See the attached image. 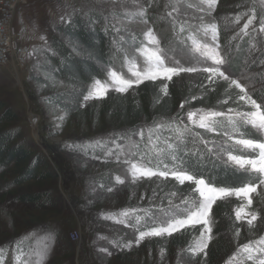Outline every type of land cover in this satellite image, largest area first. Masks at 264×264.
Returning a JSON list of instances; mask_svg holds the SVG:
<instances>
[{"label":"trees","instance_id":"16d2710c","mask_svg":"<svg viewBox=\"0 0 264 264\" xmlns=\"http://www.w3.org/2000/svg\"><path fill=\"white\" fill-rule=\"evenodd\" d=\"M136 1H141L146 7V0ZM166 1L170 8H173L177 1L180 2L178 13L181 17L177 20L173 19L178 27L181 28L182 25L184 27L180 37L172 38L167 20L162 21L153 14H147V10H144L143 18L139 16L138 11L135 16L136 21L146 20V24L156 31L160 41L165 43L169 40L168 45L173 48L183 46L188 35L200 28L203 29L204 25L216 23L218 43L227 55V69L229 68L232 73L230 78H237L243 70L254 71L251 75L253 90L250 95L264 107V33L258 36L249 33L238 39L235 36L234 22L237 15L241 17L240 21L248 18L254 9L256 19L252 24L259 30L260 21L264 19L263 0H217L211 15H209L210 10L201 11L200 9L204 8L199 6L200 3L196 0ZM159 2L152 0L148 6ZM189 4L193 7H188ZM187 8H192L194 11H188ZM200 12L204 14L199 15ZM113 25L121 31L117 32ZM125 28L105 19L95 9L73 15L67 22L51 31L47 50L41 52L42 59L36 66L38 74L32 75L30 81L45 92L43 104L54 112L55 123L59 125L56 129L53 127L49 129L41 124L42 131L48 137L62 136L65 133L68 137L66 151L93 160L96 173L91 177L100 195L98 197L103 198V202L97 204V207L107 210L103 216L109 223L137 231L138 228L143 230L142 225L148 217L145 216L144 211L132 213V209L148 210L163 218L162 209L172 208L173 212L179 213L187 207L182 203L185 197L198 198V195L190 190L195 188L194 184L185 182L184 185H180L172 178L157 177L141 180L150 185L148 189L138 190L127 196L110 195L108 192L114 185V177L119 174L126 160L122 156V148L130 144L133 160H139L141 154L149 151L148 129L154 128L157 124H168L174 118H177V123L173 127L183 128L184 124L188 123L189 110L223 111L238 120L234 113L228 112L229 108L237 111L251 109L242 101L234 102V93L238 92V89H233L232 99H228L224 91L226 84L220 81L212 85L206 79L207 75L202 72L181 74L180 77L168 82H144L131 88L128 93H108L104 99L85 102L83 97L95 80L104 81L109 70L121 65L129 54L136 52V48L144 44L142 33L127 28V31H124ZM252 41L256 43L255 50L251 48L254 45ZM164 84L168 86L166 96L161 91ZM225 99H228V103H221ZM180 119L183 120V124L179 123ZM218 119L223 121V126L217 131L208 132L193 126V131L185 134L186 143L181 146L179 155L187 160L188 171L217 187H241L244 183L258 184L259 180L254 174L243 173L225 160L227 152L222 149L233 143L228 136L232 135L234 139L240 136L232 132V127L225 118ZM20 122L21 118L17 112L7 103L0 101V198L5 202L13 197L14 203L33 212L29 216L30 220L25 224L14 225L11 222H2L3 229L9 230L11 238L6 240V235L0 236V248L5 249L4 256L7 255L11 259L17 255L18 244L22 245L26 253L29 252L33 244L31 230L37 231L36 229L43 227L37 225L54 217L51 209L57 201L54 197L60 176L59 171L56 170L60 169V165L55 156H51L52 162H50L48 157L26 139ZM141 131L144 132L143 138L140 135ZM242 131L248 133L245 138L264 139L259 137L250 125L242 127ZM197 133L199 136H196ZM163 136H172L175 141L173 133L167 130L162 133ZM97 141L102 146H98ZM157 147L165 146L163 143H158ZM190 153L196 154L190 155ZM233 154L247 155L239 151H234ZM167 162L171 165L170 160ZM24 185H29L28 191L13 194L14 189ZM172 193L176 195L173 196ZM142 199H148V204H140ZM169 201L172 202L171 205ZM232 208L233 206H227L223 202H218L214 206L212 210L215 225L214 239L206 257L203 258L204 264H226L232 253L240 246L258 239L256 232L245 233V228L239 226ZM124 211H129L136 217H143L141 225H137L136 220L117 223L116 220L120 219ZM237 229H239L238 236ZM109 230L114 235L108 236L107 242L116 247L122 246L123 238H118V235L121 236V231ZM196 236L197 232L193 228L182 230L169 237L164 247H152L146 259H150L149 255H156L165 247L169 251L188 253ZM53 238L56 240V245L60 244L67 250L74 247L61 232L55 233ZM68 255L67 252L65 256H58L57 261H49L46 264H71ZM138 255L134 250L120 253L118 255L120 262L117 259V263L133 264ZM246 264L251 263L246 262Z\"/></svg>","mask_w":264,"mask_h":264},{"label":"rangeland","instance_id":"374dc122","mask_svg":"<svg viewBox=\"0 0 264 264\" xmlns=\"http://www.w3.org/2000/svg\"><path fill=\"white\" fill-rule=\"evenodd\" d=\"M151 1L152 0H146V7H144L141 4V1L138 2L136 0H115V2L114 0H29L27 4L20 7L17 11L15 17L16 26L24 31V41L30 46L31 52L27 58L25 69L20 75L19 82L12 76L8 68H0V101L7 103V105L13 108V110L20 116V126L23 128V134L26 139L34 144L44 156L48 157L50 162H52L50 160L51 156H55L60 165V169H56L57 172L59 171L60 173L57 181V193L54 197L57 201L53 209H51L54 217L37 225H42V228L44 229L38 228L36 229L37 231L31 230L33 232V244L29 252L39 253L43 251L45 245H47V253L42 264H46L49 261H57L58 256H65L67 255V252L69 253L68 260L71 264H118L117 259L120 253H128L133 250L139 254L135 259L136 262L133 264H204L203 258L206 257L210 245L212 244V240L214 239L213 230L215 225L212 218V210L214 206L218 202H223L227 206H233L232 210L234 213V209L241 204V200H238L236 197H230L226 200H218L213 205L210 211L212 239L209 241L205 253L193 256L191 251L181 254L178 251H169V249H166L165 247L162 251H158L156 255H149L151 257L147 260L146 256H148L150 249L154 246L164 247L167 245L166 240L171 236L165 235L162 237L145 238L139 244H136L135 241L138 236V231H130L109 223L106 220L107 218L103 216L107 210L97 207V204L103 202V198L98 197L100 195L98 194L96 187H94L95 181L91 177L93 173H96V170L93 167V160L66 151L65 148L68 137L65 136V133L62 136L48 137V135L42 131L41 124L49 129H56V126L59 125L55 123L56 115L54 112L50 110L47 105L43 104L42 100L45 96V92L34 82L30 81V77L38 74L36 66L42 59L41 52L47 50L51 31L53 32L55 27L67 22L73 15L95 9L98 10L105 19L110 20L119 26L126 27L127 29L136 30L137 32L142 33V35L147 29L151 28L160 41L159 36L152 26L136 21V14L140 8H143L144 10H147V14H153L162 21L167 20L166 23L170 28L169 31L172 38L180 37L182 31H180V27L173 22V19L177 20L181 17L178 13L180 2L177 1L174 3L173 8H170L166 0H158L160 1L159 3L148 6V3ZM196 1L200 3V0ZM262 3L264 4V0ZM199 6L204 8V10H209L201 3ZM149 7L151 8L148 11ZM156 9L158 10L157 12ZM174 9H178V11H175ZM187 10H192V8H187ZM193 11L194 10H192V12ZM203 12L198 14H204ZM169 13H171V15H169ZM114 16L116 17L115 19L113 18ZM247 19L248 18L242 19L239 21L240 23L234 21L236 23L235 36L238 39L247 36L240 32V29L243 27ZM254 26L255 25L253 24L250 25L247 32L248 34L255 33V35L258 36L260 31ZM191 35H194L202 42L212 44L211 34L209 33L208 35H205L202 28L188 35L183 46L179 45L173 48L168 45L170 43L169 40H166L165 43H162L161 40L159 47L163 49V56L167 66L195 68L211 66V60L204 59L192 50V42L189 39V36ZM252 42L254 45L251 48L252 50H255L254 46H256V43L254 41ZM144 45L153 49L156 47L155 45L148 44L146 40L144 41ZM133 58L136 60L137 68L143 69L145 66L143 63V57L136 51L127 56V59L129 60ZM129 67L130 65L126 63L125 58L121 65L114 66L111 70L124 75L126 78L134 79V77H131ZM222 70L229 77L230 75L232 76V73H230L229 68L227 69L226 64L222 67ZM252 72L254 71L247 72L243 70L237 78H234L246 87L249 94L253 90L251 80V75H253ZM181 74L173 78H178ZM204 74L208 75L207 73ZM157 81L168 82L166 79H158ZM102 82L111 83L108 79V75ZM130 90L131 89L126 93ZM108 93L117 92L110 89ZM105 97L101 99H104ZM101 99H93L86 102H94ZM131 150L132 148L130 147V144L125 145L124 148H122L121 153L122 156L126 158L125 161H134ZM225 160L227 161V155ZM125 161L124 165L120 168L119 174L114 177V185L108 192L110 195L115 194L127 196L138 190H144L150 187L149 184L141 181L145 179H141L137 182L132 181L131 175L128 171L129 164L125 163ZM117 177H120L124 183H118L116 179ZM256 186V191L250 194L252 197L250 210L258 213V219L254 222V226L251 228L245 221H237V223L239 226L245 228V233L256 232V234H258V239H260L261 237H264V185L258 183ZM28 190L29 185H24L14 189L13 194L23 193ZM141 203L148 204V199H142L140 204ZM106 205L107 204H105V206ZM29 212H31L30 209L14 203L13 197L5 202L0 198V236L6 235V240L11 238L9 230H6L5 228V230L3 229L4 226L2 222H11L14 225L25 224L30 220L29 216L33 214V212ZM119 220H136V216L130 213L127 217L121 216ZM45 227L48 228L46 229ZM202 228L203 225H196L195 228H193L194 231L197 232L196 237H199ZM109 229H119L121 231V236L118 235V238L122 237L124 241L122 242V245L130 243L131 247H122L120 245L116 247L114 244L111 245L107 242L108 236L114 235L110 233ZM57 232H61L64 237L70 240L74 245L73 249L67 250L60 244L56 245V240H54L53 235ZM57 238L59 241V237ZM253 247H256V245L253 244ZM236 252L237 250L234 251L231 256ZM239 258L240 257L238 256L237 259ZM23 259H31L35 261L36 257H29L26 255ZM2 264H14V259L5 255L2 259Z\"/></svg>","mask_w":264,"mask_h":264},{"label":"snow or ice","instance_id":"6c2138e0","mask_svg":"<svg viewBox=\"0 0 264 264\" xmlns=\"http://www.w3.org/2000/svg\"><path fill=\"white\" fill-rule=\"evenodd\" d=\"M200 3L210 10L209 15H211V11L215 10L217 0H200ZM188 7H193V5L189 4ZM174 10L178 11V9ZM200 10L203 11L204 9ZM138 14L143 18L144 9L141 8ZM169 15H171V13H169ZM113 18L115 19L116 17L114 16ZM240 18L241 17L237 15L235 22L239 23ZM200 19L203 21V17ZM255 19L256 14L253 9L252 15L248 16L240 32L244 35H248L247 30ZM140 22L147 23V21L143 19H141ZM113 27L117 32L121 31V29L116 28L115 25H113ZM123 30L127 31L126 28ZM180 31H184L183 25ZM259 31L260 33H264V19L260 21ZM203 32L205 35L211 34L212 44L202 42L194 35L189 36V39L192 42V50L204 59L211 60V66L203 68L167 66L163 56V49L159 47L160 41L153 30L149 28L143 33L144 38L148 44L155 45L156 47L153 49L141 44L136 48V51L143 57V63L145 65L143 69L137 68L135 58L129 60L126 57V63L130 65L129 71L131 72V77H134V79L126 78L116 71L109 70L107 75L111 83L109 84L97 79L88 88L87 94L83 97L85 102L93 99H101L108 94L110 89L122 94L133 88L134 85L138 86L145 81H157L158 79L171 81L173 77L179 76L181 73L192 72L207 73L206 79L212 85L223 81L226 84L224 91L225 94L228 95V99H232L233 89L239 90L234 93V102L238 103L242 101L244 105L250 106L251 110L237 111L236 109L229 108L228 112L234 113L238 120L233 119L232 115H226L223 111L211 109L189 110L187 112L188 123L184 124L183 128L179 126L173 127V125L177 123V118H174L168 124L161 123L155 125L154 128H149V151L141 154L139 160L133 162L125 161V163L129 164L128 171L133 182H137L141 179H151L153 177L164 179L171 177L180 185H184L186 181L195 185V188L190 190L193 193H198V198L195 196L191 199L185 197L182 203L187 205V207L180 210L179 213L173 212L172 208L162 209L161 211L164 216L161 218L150 213L148 210H131L132 213L144 211L145 216L148 217V220L144 221L142 225L143 230L140 228L137 229L138 236L135 241L136 244H139L145 238L162 237L165 235L172 236L174 233L180 232L181 230L186 231L189 227L195 228L196 225H203L199 237L194 238L189 249L193 256L205 253V250L208 248L209 241L212 239L210 211L218 200H226L230 197H236L238 200H241V204L234 209L236 221H245L250 228L254 226V222L258 219V213L250 210L252 205V197L250 194L256 191L257 186L252 183H244L241 187H217L213 186L210 182H206L205 179L197 178L195 174L190 173L186 167L187 160L184 156L179 155L181 146L186 143L184 139L185 134L191 133L193 131V126L205 129L208 132L217 131L219 127L223 126V121L218 118H225L227 123L232 127V132L240 136L238 139H234L232 135L228 136V139L233 141V143L228 145L227 148L222 149V151L227 152V163L243 173L249 175L254 174L259 180V183L264 185V139L245 138L248 133L242 131V127L250 125L259 137H264V107L252 98L244 85L237 79L230 78L222 70V67L227 63V55L223 52L218 43L217 24L210 23L204 25ZM133 39H135V37H133ZM161 91L165 96L168 94L167 84L162 86ZM193 99H195V97H193ZM228 99L223 100L221 103L227 104ZM183 106L184 104L182 103L181 107L183 108ZM179 123L183 124L184 122L180 119ZM165 130L173 133L175 141L172 136L162 137V133ZM140 135L143 138L144 132L141 131ZM196 136H199V134L197 133ZM204 142L207 143V141ZM158 143H163L165 147H157ZM96 144L102 146L99 141H97ZM69 147H71V145H69ZM234 151L246 153L247 155L233 154ZM108 154L110 155L111 152ZM195 154L196 153H190V155ZM167 160L171 161V165ZM116 179L118 183H124L120 177ZM172 195L174 196L176 193H172ZM171 203L172 202L169 201L170 205ZM121 215L127 217L130 213L129 211H124ZM108 218L112 219L113 217ZM143 220V217L137 216L136 224L141 225ZM116 222L125 223L123 220H116ZM236 234L237 236L239 235V229L236 230ZM253 244H255L256 247H253ZM122 247H131V244H124ZM16 251L17 255L14 257V264H42L47 253V245H45L44 250L39 253H26L22 245L18 244L16 246ZM4 254L5 249L0 248V264H2ZM26 255L29 257L35 256V261L31 259L24 260L23 257ZM238 256L240 257L239 259H237ZM248 261H250L251 264H264V237L240 246L237 252L226 261V264H246Z\"/></svg>","mask_w":264,"mask_h":264},{"label":"built area","instance_id":"2783aa9c","mask_svg":"<svg viewBox=\"0 0 264 264\" xmlns=\"http://www.w3.org/2000/svg\"><path fill=\"white\" fill-rule=\"evenodd\" d=\"M28 1L0 0V68H8L18 82L31 49L24 41V31L16 26L15 17Z\"/></svg>","mask_w":264,"mask_h":264},{"label":"crops","instance_id":"0c3cea01","mask_svg":"<svg viewBox=\"0 0 264 264\" xmlns=\"http://www.w3.org/2000/svg\"><path fill=\"white\" fill-rule=\"evenodd\" d=\"M39 40V39H38ZM40 41V40H39Z\"/></svg>","mask_w":264,"mask_h":264}]
</instances>
